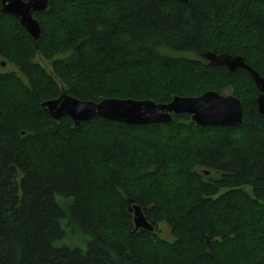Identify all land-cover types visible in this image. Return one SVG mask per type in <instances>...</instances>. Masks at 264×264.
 <instances>
[{
    "label": "trees",
    "instance_id": "obj_1",
    "mask_svg": "<svg viewBox=\"0 0 264 264\" xmlns=\"http://www.w3.org/2000/svg\"><path fill=\"white\" fill-rule=\"evenodd\" d=\"M35 17L37 44L0 13V264H264L260 92L204 59L239 56L264 78V0H50ZM62 89L158 104L231 90L244 123L75 127L42 109ZM73 234L86 249L56 246Z\"/></svg>",
    "mask_w": 264,
    "mask_h": 264
},
{
    "label": "water",
    "instance_id": "obj_2",
    "mask_svg": "<svg viewBox=\"0 0 264 264\" xmlns=\"http://www.w3.org/2000/svg\"><path fill=\"white\" fill-rule=\"evenodd\" d=\"M189 3L191 0H177ZM50 0H2L0 13L9 15L20 22L23 28L37 44L41 38L42 29L36 14L45 13L49 9ZM204 59L212 67H225L230 72L243 69L249 73L260 92L258 110L264 117V78L246 64L244 58L228 54L217 55L208 53ZM2 67H6L3 63ZM43 111L56 122L68 117L78 127L82 123L102 119L104 121L121 123L128 126H149L173 124L176 117L187 115L191 122L199 127L234 128L244 123L242 102L233 95L209 91L197 98L174 97L168 104H158L155 101H135L119 99H101L96 102H82L68 95L65 89L60 96L42 104ZM130 203L135 230H146L153 233L155 224L147 217L146 210L139 205Z\"/></svg>",
    "mask_w": 264,
    "mask_h": 264
},
{
    "label": "rangeland",
    "instance_id": "obj_3",
    "mask_svg": "<svg viewBox=\"0 0 264 264\" xmlns=\"http://www.w3.org/2000/svg\"><path fill=\"white\" fill-rule=\"evenodd\" d=\"M133 215V214H132ZM162 231H165L163 233L164 236H167L168 230L166 227H162ZM85 239L79 236V234H73L72 236L68 237L67 239H64L62 241H59L56 246H70V247H81L83 249H86L85 245Z\"/></svg>",
    "mask_w": 264,
    "mask_h": 264
}]
</instances>
